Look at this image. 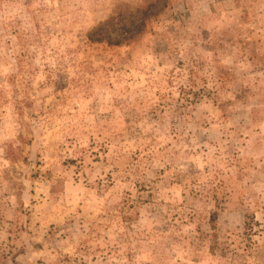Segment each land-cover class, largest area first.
<instances>
[{"label": "rangeland", "instance_id": "1", "mask_svg": "<svg viewBox=\"0 0 264 264\" xmlns=\"http://www.w3.org/2000/svg\"><path fill=\"white\" fill-rule=\"evenodd\" d=\"M0 264H264V0H0Z\"/></svg>", "mask_w": 264, "mask_h": 264}, {"label": "trees", "instance_id": "2", "mask_svg": "<svg viewBox=\"0 0 264 264\" xmlns=\"http://www.w3.org/2000/svg\"><path fill=\"white\" fill-rule=\"evenodd\" d=\"M107 23H109V20H107L104 24L99 25L98 27H96V29H98L96 31L99 34H104V35H102V37H98V38H94V39L92 37H90V40H101V39L105 38L103 36L109 37L110 36V33L109 34H108V32L106 33ZM93 32L95 33V31H93Z\"/></svg>", "mask_w": 264, "mask_h": 264}]
</instances>
